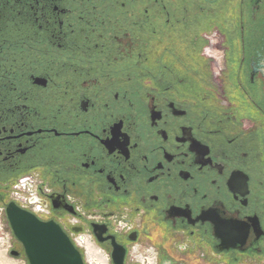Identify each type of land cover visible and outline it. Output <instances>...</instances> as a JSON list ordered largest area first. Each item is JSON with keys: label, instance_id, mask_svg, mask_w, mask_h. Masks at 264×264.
Wrapping results in <instances>:
<instances>
[{"label": "flooded vegetation", "instance_id": "flooded-vegetation-1", "mask_svg": "<svg viewBox=\"0 0 264 264\" xmlns=\"http://www.w3.org/2000/svg\"><path fill=\"white\" fill-rule=\"evenodd\" d=\"M20 182L100 264L264 256V0H0Z\"/></svg>", "mask_w": 264, "mask_h": 264}, {"label": "water", "instance_id": "water-1", "mask_svg": "<svg viewBox=\"0 0 264 264\" xmlns=\"http://www.w3.org/2000/svg\"><path fill=\"white\" fill-rule=\"evenodd\" d=\"M5 218L27 264H85L80 250L53 221H41L13 202L6 205ZM9 254L14 258L21 255L16 250ZM112 260L113 264H124L122 252L115 250Z\"/></svg>", "mask_w": 264, "mask_h": 264}, {"label": "built area", "instance_id": "built-area-1", "mask_svg": "<svg viewBox=\"0 0 264 264\" xmlns=\"http://www.w3.org/2000/svg\"><path fill=\"white\" fill-rule=\"evenodd\" d=\"M21 190L25 191L27 195L22 194ZM35 195L36 190L34 187H30V185L20 182V184H18L17 187H15V189H13L9 194V199L6 201V204H8V202H14L19 208L31 211L32 214L38 219H47V211L43 206L38 203L30 204V198ZM6 204L0 207V235L3 232L5 225L6 228H8V224L4 216ZM70 223L72 226H74L76 224V220L70 219ZM70 236L72 237L71 241L74 246L83 252L85 264H100L99 262H96L93 258H91V260H88L87 251L89 249H93L92 246L87 243L88 237H81V235H76L73 233ZM0 239L2 238L0 237ZM1 241L2 240H0V242Z\"/></svg>", "mask_w": 264, "mask_h": 264}, {"label": "rangeland", "instance_id": "rangeland-1", "mask_svg": "<svg viewBox=\"0 0 264 264\" xmlns=\"http://www.w3.org/2000/svg\"><path fill=\"white\" fill-rule=\"evenodd\" d=\"M0 237L2 238L1 239L2 241L0 242V264H27V261L22 255L21 246L12 236L9 228H6V225ZM11 250L19 251L21 255L17 258L11 257L9 254ZM211 258H212L211 262L208 261L207 262L199 261V262L200 264H264V256L258 258L254 257L250 259L242 258V260H239L237 262L235 260H229L223 262V260L216 258L215 256Z\"/></svg>", "mask_w": 264, "mask_h": 264}, {"label": "bare ground", "instance_id": "bare-ground-1", "mask_svg": "<svg viewBox=\"0 0 264 264\" xmlns=\"http://www.w3.org/2000/svg\"><path fill=\"white\" fill-rule=\"evenodd\" d=\"M4 216H5V214H4ZM0 240H1V239H0ZM87 252H88V253H87V254H88V255H87V256H88V260H91V254H93V251L89 249ZM94 253H95V252H94ZM99 256H100V255H99ZM95 258H96V257H95ZM96 259H97V258H96ZM103 259L105 260V258H103ZM100 261H101V260H100ZM96 262H97V261H96Z\"/></svg>", "mask_w": 264, "mask_h": 264}]
</instances>
